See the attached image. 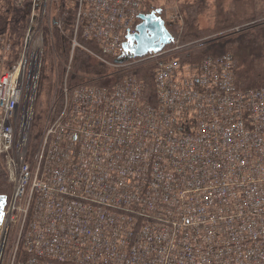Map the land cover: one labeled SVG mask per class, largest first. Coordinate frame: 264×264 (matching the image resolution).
<instances>
[{
	"label": "built area",
	"instance_id": "2783aa9c",
	"mask_svg": "<svg viewBox=\"0 0 264 264\" xmlns=\"http://www.w3.org/2000/svg\"><path fill=\"white\" fill-rule=\"evenodd\" d=\"M53 1H31L18 59L0 72V158L12 185L0 264H264V88H237L231 54L184 63L191 44L133 57L124 44L143 0ZM45 24L74 34L32 153ZM76 48L122 78L69 85ZM148 63L156 105L128 72Z\"/></svg>",
	"mask_w": 264,
	"mask_h": 264
},
{
	"label": "trees",
	"instance_id": "16d2710c",
	"mask_svg": "<svg viewBox=\"0 0 264 264\" xmlns=\"http://www.w3.org/2000/svg\"><path fill=\"white\" fill-rule=\"evenodd\" d=\"M31 1L23 0L17 5L13 0H0V72L11 67L18 59L22 48L31 13ZM69 0H54L58 8L67 9ZM211 0L184 1L179 4L176 22H171L166 11L143 0L144 11L160 10V17L172 36L169 44H191L179 53L184 63L199 64L208 57L231 54L234 58V77L238 89L264 88V0H231V7H224V0H214L208 27L199 25V17L211 7ZM51 10V9H50ZM50 17L55 21L57 10L54 7ZM140 22V21H139ZM74 30L65 25L63 30L57 26L43 27L44 50L40 65L38 84L30 126L29 148L33 153L38 145L45 126L52 96L64 76L65 65L69 62L71 39ZM84 48L98 52L94 42L79 39ZM167 44V45H169ZM165 45V46H167ZM68 74L69 85L92 81L102 86H112L123 75L117 74L107 65L76 48ZM155 63H148L129 70L144 85L141 101L156 105L154 83ZM53 96V97H54ZM12 185L7 170L0 158V197L9 201Z\"/></svg>",
	"mask_w": 264,
	"mask_h": 264
},
{
	"label": "water",
	"instance_id": "95a60500",
	"mask_svg": "<svg viewBox=\"0 0 264 264\" xmlns=\"http://www.w3.org/2000/svg\"><path fill=\"white\" fill-rule=\"evenodd\" d=\"M158 13H160V10L147 15L140 14L139 19L141 22L137 26V33L127 36L124 48L133 57H142L151 52H159L172 40L165 22ZM3 206L4 199L0 197V216Z\"/></svg>",
	"mask_w": 264,
	"mask_h": 264
},
{
	"label": "rangeland",
	"instance_id": "374dc122",
	"mask_svg": "<svg viewBox=\"0 0 264 264\" xmlns=\"http://www.w3.org/2000/svg\"><path fill=\"white\" fill-rule=\"evenodd\" d=\"M148 1H150L156 7L163 6V8L166 11V15L168 16V19L171 22H176L178 20V18H177V10L179 9V4L181 2H184V1H192V0H148ZM211 1H212L211 2V7L209 8V10L206 11V13H204V15L199 17V25L201 27H208L209 25H211L212 19H211L210 16L212 15V12L214 10V8L212 6V3H213L214 0H211ZM223 5H224L225 8H229V6L231 7V5H232L231 0H224V4ZM147 13L145 15H147ZM150 13H152V12H150ZM47 15H48V12H47ZM139 21H140V19H139ZM136 33H137V27H136L135 34ZM135 34H133V35H135ZM58 89H59V86H58L57 90ZM53 96H54V94H53ZM53 96H52V100H51L50 105H49L50 107H49V110H48V113H47V117H48V114L50 115L51 110L54 108L55 104L57 103V96H54V97Z\"/></svg>",
	"mask_w": 264,
	"mask_h": 264
},
{
	"label": "flooded vegetation",
	"instance_id": "af4514ba",
	"mask_svg": "<svg viewBox=\"0 0 264 264\" xmlns=\"http://www.w3.org/2000/svg\"><path fill=\"white\" fill-rule=\"evenodd\" d=\"M158 10H159V9H158ZM153 11L156 12V10H154V9H153L151 12H153ZM160 13H161V11H160ZM160 13H158V15H160ZM142 14H146V12H143ZM147 14H149V13H147ZM140 22H141V21H140Z\"/></svg>",
	"mask_w": 264,
	"mask_h": 264
}]
</instances>
